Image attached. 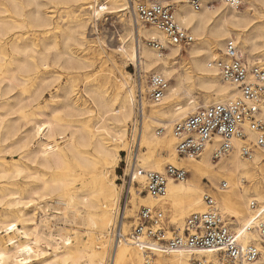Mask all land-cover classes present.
<instances>
[{"label":"bare ground","instance_id":"obj_1","mask_svg":"<svg viewBox=\"0 0 264 264\" xmlns=\"http://www.w3.org/2000/svg\"><path fill=\"white\" fill-rule=\"evenodd\" d=\"M242 2L244 11L223 2L197 10L177 3L176 17L193 41L185 47L169 45L165 52L146 42L136 45V31L127 23L116 48L121 62L110 52L106 60L111 67L106 71L104 60L90 75L95 58L84 51L86 24L102 9L122 21L119 12L129 10L128 0H0V264H142L144 248L150 246L145 237L135 245L124 234L123 223L120 241L111 243L107 233L119 202L113 170L134 117L127 62L168 80L162 100L147 103L139 136L146 151L137 157L139 167L182 165L192 176L168 180L164 194L155 198L141 194L134 183L141 184L143 176L135 173L124 216L133 217L138 205L158 204L182 234L183 217L206 208L200 179H222L228 185L213 192L216 207L234 218L236 239L259 250L251 264H264V245L251 226L255 221L249 206L255 200L264 216V147L247 159L234 141V148L214 163L210 147L199 158L178 157L171 133L173 121L196 108L237 96L211 65L226 38L241 43L249 62L264 55V0ZM137 33L167 40L154 25H141ZM199 93L202 102L195 100ZM154 124L164 128L161 135L153 131ZM50 202L56 205L51 213ZM53 217L84 225V237L73 227L72 232L61 226L53 231ZM194 254L154 251L151 259L153 264H192L193 258L206 256L222 262L206 250Z\"/></svg>","mask_w":264,"mask_h":264},{"label":"built area","instance_id":"obj_2","mask_svg":"<svg viewBox=\"0 0 264 264\" xmlns=\"http://www.w3.org/2000/svg\"><path fill=\"white\" fill-rule=\"evenodd\" d=\"M186 2L195 10L203 5L223 2L231 7H239L242 0H128L135 24L154 25L167 36L166 42L148 38L147 45L157 52H165L169 45L188 46L192 36L188 28L177 19L175 6ZM222 81L234 86L237 96L223 102L198 107L183 118L173 122L171 133L174 138V150L178 157L198 158L203 151L211 148V158L217 160L227 155L233 148V142L239 141L238 152L243 158H252L255 151L264 147V57L248 62L243 56L236 40L226 38L216 58L211 59ZM168 80L160 73L148 76L145 91L140 88L133 99L134 118L130 124L129 139L131 148L139 146V136L143 128L145 110L148 103L158 104L167 89ZM164 128L154 131L161 135ZM129 181L135 173L142 174V190L151 197L164 194L168 180L178 181L186 177L187 171L172 164H166L160 170L142 169L134 157L128 165ZM225 181L220 188H227ZM206 208L191 212L185 217L182 234L170 231L167 235L164 214L160 208L140 206L129 234L132 242L138 245V238L145 237L150 246H145L142 264H153L154 251L169 253L184 250L195 255L197 250L212 252L219 264H251L260 252L254 243L242 244L230 230L225 215L216 207V201L204 192ZM251 226L256 228L264 243V216L258 209V203L251 200ZM261 213V214H260ZM122 220L113 228L115 241L121 240ZM192 264H215L212 258L202 256L193 259Z\"/></svg>","mask_w":264,"mask_h":264},{"label":"rangeland","instance_id":"obj_3","mask_svg":"<svg viewBox=\"0 0 264 264\" xmlns=\"http://www.w3.org/2000/svg\"><path fill=\"white\" fill-rule=\"evenodd\" d=\"M239 7H240L239 9L241 11L245 10V4L243 2H242V5ZM121 13H123V14H121ZM119 14H121V18H123L122 21L119 20L118 14L109 13L107 10L102 9L97 18H93L91 21H88V23L86 24L85 35H86L87 43L84 47V49H85L84 51L90 55H93L95 58L94 68L89 72L90 75L95 70H97V68L99 67V65L101 64L102 61L106 60V55L109 54L110 52H111L110 57H112L113 59H115L119 63L121 62V60L117 54L116 48L119 45L120 36L122 34H124V32H125V27L127 26V23H130L131 26L133 27V33L136 31L134 33V35H135L134 36V38H135L134 42L136 43V45H138L139 43L146 42V40H147L146 38H144L143 36H140L137 33V28H139V26L144 25V24H142V23H138L137 25L135 24V22L133 21V18H132V13H131L130 7H129V10L127 9L123 12H119ZM188 30H189V28H188ZM189 33H190V31H189ZM97 38H98V40H97ZM235 40H237V39H235ZM236 42H238V40ZM238 45H239L240 50L242 51L243 56L247 59L245 53L241 49V43H238ZM102 47H104V49ZM222 47H223V45H222ZM222 47L216 49L215 56H217V57L219 56V53L222 50ZM100 51H103V53H99ZM260 57H264V55L259 56V58ZM103 67L107 71V69H109L111 67V62L109 60H106ZM124 68L130 75V82H131V85L133 86L134 95H135L136 91L139 88H141V86H143V90H144V88L146 90L149 73L144 74V72L140 68H137L134 64H131L130 62H127L124 65ZM217 77L219 78V76H217ZM60 80H63V81L65 80L64 74L61 75ZM169 82H170V80H169ZM143 84H145V85H143ZM78 87L82 89L81 81L78 82ZM195 100L197 102H202V100H203L202 93L196 94ZM177 120H179V119H177ZM131 122L132 121H129L127 123V126H126L127 132H126L125 142L127 141L128 146L126 145V148H124V150H120L118 152L119 156H118L117 163H116L114 170H113L114 182H115V184L117 186V190L119 192V202L117 203L116 211L113 214V216L114 215L115 216L113 217V221H112V223H113L112 230L109 229V227L107 229V233H108L109 237L111 238V243H113L115 241L113 238V228H114V226H117V227L119 226L120 220H122V223H123L124 234H126V236H129V234L132 230V226L134 224L133 221L136 217V213L140 208V205H138L137 208L134 210V216L133 217H127V216L125 217L124 216V209L129 204L128 201L131 197V194L129 191L130 181H129L128 173H127L128 172V165L130 162L133 163L134 157L137 158L140 153H143L146 151V147L144 145H139L137 148L135 145L134 149L131 148L132 147L131 141L129 139V129H130ZM157 126L158 125L154 124L153 128L151 127L153 129V131L156 130ZM159 153L160 152L156 151L155 155H157L161 158L167 156L166 153H163V152H161L160 154ZM213 161H214V163H217L218 159L213 160ZM137 164H139L138 161H137ZM263 164H264V159L260 162V165H263ZM164 165H166V164H163L162 168ZM174 166L182 167L185 170L187 169L182 165H174ZM191 176H192L191 172L187 171L186 177L191 178ZM221 180L211 182L206 177H204V178L200 179V184H201V187L203 188L204 192L209 193L213 197L212 194H213V192L218 191V188L220 187ZM245 183L247 184V182H245ZM134 185L136 187H141V194H145V192L142 190V185L140 183L135 182ZM54 206L56 207L55 203L50 202V210H49L50 213L54 212V209L52 208ZM153 207L160 208L162 210V212L164 214L165 227H166V231L168 232V234L170 235V231H174V232L177 231V228H176L177 224L170 222L169 211L167 209L159 206L158 204L153 205ZM192 212H194V211H192ZM186 216H188V214ZM185 217H183V220L185 219ZM225 219L230 224L229 227L231 230V227L235 226L234 221H233L234 218L230 217L228 215H225ZM50 222L52 224L57 223V224H55V226H52L53 231H56V229L61 226V227H66L67 231L72 232V230H69V228L73 227V228H76L79 232H81V235L84 237V234H83L84 229H85L84 225L83 226L80 224L75 225L73 223L64 222L62 218L60 219L58 217L51 218ZM68 225H70V226H68ZM260 245H264V243H260Z\"/></svg>","mask_w":264,"mask_h":264}]
</instances>
